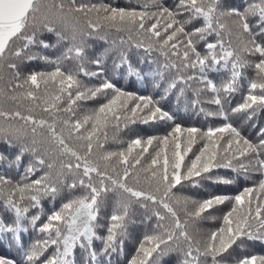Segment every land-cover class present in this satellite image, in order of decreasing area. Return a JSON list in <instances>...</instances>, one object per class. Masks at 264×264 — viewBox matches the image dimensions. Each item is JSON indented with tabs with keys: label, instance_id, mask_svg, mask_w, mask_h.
Masks as SVG:
<instances>
[{
	"label": "snow or ice",
	"instance_id": "obj_1",
	"mask_svg": "<svg viewBox=\"0 0 264 264\" xmlns=\"http://www.w3.org/2000/svg\"><path fill=\"white\" fill-rule=\"evenodd\" d=\"M66 6L67 11H65ZM86 8L85 5L76 6L75 0H0V65L8 58L9 53L16 58H20L25 49L36 43L37 33L41 29L49 32L54 31L53 23H60L67 29L72 14L84 12ZM93 10L97 13L101 11L106 13L103 16L105 21L114 24L119 20L121 24H126L129 31L136 28L139 21L138 30L149 33V39L155 37L159 40L163 34L164 39L160 41L162 48H167L172 55L179 57L181 61L180 65L174 62L165 65V67L177 69L178 73L177 78L169 85V89L175 88L177 81H190L196 78L191 75L187 77L179 75L182 70L192 69L197 71L200 81L206 85V90L215 94L209 102L220 106L217 112H208L206 115L220 116L224 119H227V115L223 111V101L220 93H234L237 90L238 81L242 77V69L249 66L248 61L242 59L236 49L232 47L231 42L227 46L225 45L222 36L226 26L220 22V19L224 16L237 17V28L247 34L250 38L249 43L252 45L251 48L246 45L244 50L253 54L258 53L260 59L254 64L259 82L255 80L249 82V94L246 96L244 103L233 109V112L252 109L254 106L264 107V39L257 42V37L264 38V0H250V2L245 0L242 11L240 8L221 11V0H177L174 9L161 6L158 12L151 15L147 12L126 11L125 9L108 8L106 6L97 7L93 5L91 8H87L88 12ZM185 14H187L185 19L179 18L185 16ZM146 19H155V22L146 28ZM196 19H202L203 26L194 28L192 31H186L185 26ZM250 19H254L255 23H251ZM161 20L165 21L162 27ZM88 27L95 30L99 25L89 21ZM85 34L82 30L78 31L74 25L71 26L70 37L57 33L60 39H70L71 43L61 57L48 61V63L56 65L55 70L47 73L33 72L25 78L23 84L16 83L15 85L16 88H24L25 85H29V88L22 95L24 98L33 101L37 99L34 90H39L42 83L45 86L49 85L50 82L52 85H58L57 91L46 96L44 100L46 106L43 111L51 117V122L46 119H36L31 115L33 111L31 108L28 109V115H24L18 110L9 113L0 108V117L5 119L11 117L14 120L24 122L19 128L12 126L9 130L12 134L17 135L19 139H25L29 128L31 131V146L22 145L20 153L15 158L16 162H19L25 152H31L35 158L34 163L30 162L25 169V174L21 177V180H27L30 175L37 171L35 165L46 166L49 170L39 179L31 181V183L17 182L14 185L5 204L7 210L13 214V219L9 223L0 221V236L11 233L13 239L19 241V233L27 231V228L23 225L24 221L35 228L37 222L41 219V215L39 213L29 215L30 209L40 207V201L45 196L51 195L54 198L57 192L60 191L57 184L66 186L70 191L77 187L85 190L82 195L74 196L63 202L59 210H54L47 216L46 222L39 227V232L47 234V237L43 241H36L24 249L22 257L24 264H38V261L52 246L55 247V251L51 257L44 261V264H74V259H70V257H73L74 250L77 247L88 252L90 259L94 262L97 255L92 247L94 240L103 241V252L105 254L109 250H116L117 245L122 250L123 238L127 234L129 203H117L113 213L108 218L109 224L105 237L98 236L96 232V228L99 227L97 220L102 204V195L115 189L122 190L123 193L129 194L131 198H136L137 201L142 199L150 201L154 205H160L173 221V223L166 226L161 223L165 220V216L156 211L157 223L155 229L162 231L154 230L152 234L144 235L137 248L136 256L133 257L130 264H152L154 254H163L166 250L171 251L169 245L173 243L177 247L181 243H186V250L182 252V259L179 264H225L224 257L231 255L230 250L242 238L264 239V203L256 204L253 210L251 194L254 189L252 188L244 189L235 197L218 195L204 200L199 203L194 213H187L190 216L200 217L215 205L234 199L233 207L222 217L221 226L210 233L203 241L202 247L201 242L194 241L186 230L187 222L182 223L176 210L166 202L171 196L172 189L181 184V181H192L195 186L194 177L203 178V174L210 173L214 168H232L233 159H239L251 153L258 156L260 150L264 149V139L260 141L259 145H254L245 139L231 123H225L222 127L214 129L209 128L203 133L194 127L183 129L177 125L166 136L150 137L146 142L140 139L133 140L129 144L127 155L123 152L119 154L107 153L101 157L104 161H110L113 156H120L119 163L124 165V168L122 174L117 173L115 177L109 175L107 171H101L99 166L89 159L93 150V135L106 128L111 120L118 121L120 119L118 113L121 109L127 110V99L133 97L131 94L116 88L114 84L107 80L97 88L84 87L77 78L79 73L88 76H95L99 73L87 72L82 63L77 65L76 71L71 69L62 70L64 60L82 61L84 55L82 37ZM213 34L216 36V41L208 42L207 37ZM199 41H204L206 50L204 54L197 51L196 45ZM40 43L45 48L49 47L43 41H40ZM142 44L141 41L137 46L140 47ZM163 54L167 55L168 53ZM28 58L33 59V57ZM94 63L99 64L100 61L96 60ZM119 66L116 65V67ZM8 67L16 69L17 66L15 63H9ZM210 72H227L228 76L220 85H217L215 81L209 78L208 73ZM129 74H132L131 68ZM19 78V72H15L14 79L19 80ZM2 79L3 77L0 76V80ZM9 86H11V81H9ZM169 89L165 91L167 92ZM257 89H259L260 94H254ZM73 90H75L74 94ZM106 90H112L115 95L108 103L101 105L92 114L85 116L83 122L77 120L73 123L71 119H61L56 115L61 110L72 112L77 101L95 98L97 95L105 93ZM204 90L201 89L200 91ZM45 91H48L47 87ZM4 94V90L0 89V96ZM65 95L67 96V107L61 109L59 105ZM121 98L126 99L121 100ZM134 98L143 102V108L140 104L131 108L133 117L137 115L138 111L143 112L147 109L149 112L147 119L155 120L157 117L161 120L172 119L160 107H150L154 103L150 97ZM9 99L18 100V97L10 96ZM147 119H145V122H147ZM89 122H92V132L87 136L80 135V129ZM58 125H62L59 131H57ZM38 129H45L46 135L43 132H38ZM3 131V129H0V132ZM65 132L68 139H72L75 134L77 140L88 141L85 155H81L69 146L65 139ZM185 132L188 134V141L182 148L181 134ZM225 133L231 139H228L226 146L221 151L220 142L223 140ZM198 134L206 142L200 148L199 154L191 160L190 165L186 166V171L181 172L185 157L191 151V145L195 143ZM169 137L172 139L169 140ZM154 140L158 141L162 148L152 157L148 167L142 169L147 173L145 180L155 185V193H149L130 187L127 180L130 175L129 168H136L141 163L144 154L149 152L148 146H151ZM241 142L246 147L241 148ZM233 143L237 145L235 149L232 147ZM145 144L147 146H144ZM170 144L174 147L171 160L167 151ZM134 147H139L141 151L134 158L135 162L130 163L129 157L132 156ZM45 156L49 157L51 162H46ZM53 156L55 158H52ZM64 156L74 158L75 163L60 159ZM161 156H163L162 166L160 163ZM57 162H59L58 169H56ZM256 163L260 169L264 170V160L257 159ZM240 167L245 168V165L241 164ZM65 169L75 177L70 184H67L64 180ZM53 170H56L55 175L52 174ZM112 171L116 172V168L113 167ZM93 173L99 178L98 183L93 181ZM135 180L137 184L140 183L138 174ZM106 181H110L111 189H109ZM224 182L229 183L230 181ZM10 183H12L10 180L0 175V184ZM260 190L264 191V181L260 184ZM160 193L162 195L158 199L157 194ZM23 201H28V203L22 206ZM142 207H147V205L142 204ZM245 207L247 211H245ZM0 264H15V262L0 258ZM235 264H264V257L259 259L256 256L243 257L236 259Z\"/></svg>",
	"mask_w": 264,
	"mask_h": 264
},
{
	"label": "trees",
	"instance_id": "obj_2",
	"mask_svg": "<svg viewBox=\"0 0 264 264\" xmlns=\"http://www.w3.org/2000/svg\"><path fill=\"white\" fill-rule=\"evenodd\" d=\"M245 0H221V11H227L231 8H240L243 10ZM250 2V0H249ZM177 0H75V5H85L91 8L93 5L97 7L106 6L108 8L125 9L126 11L147 12L151 15L158 12L161 6L174 9ZM87 8L84 12H76L72 14L69 27L66 29L60 23H53L54 31H47L41 29L37 33V41L35 44L25 49L20 58L8 54V58L0 65V89L4 90V95L0 96V108L6 112L20 111L24 115H28V109L31 108L33 115L36 119H46L51 122V117L48 113L43 111L46 106L44 100L46 96L54 94L57 91L58 85L45 86L43 83L39 90H34L37 96L35 101L23 97V93L29 88L25 85L24 88H16V83L23 84L25 78L33 73L51 72L55 70L56 65L48 63V61L56 60L62 56L67 47L70 46V39H60L57 33L64 36H71V26L74 25L78 31L82 30V39L84 42V55L82 61L75 59L64 60V68L62 70H77V65H83L84 69L89 73H99L95 76L84 75L79 73L77 78L81 81L82 85L87 88H97L107 80L115 85L121 91L131 94L132 99H127V110L121 109L118 115L120 119L111 120L106 128L99 130L93 135V150L92 155L89 157L96 163L101 171H107L109 175L115 177L117 173L122 174L124 165L119 163L120 156L115 155L110 161L101 159L107 153H125L129 144L136 139L144 142L150 137H163L172 132V130L179 125L181 128H197L201 133L206 132L209 128L222 127L225 123H231L237 128L241 135L254 145H259L260 141L264 139V107L254 106L252 109H245L243 111L233 112V109L238 108L244 103L246 96L249 94L248 84L250 81H257V73L254 64L259 61V54H253L245 51V46L251 48L249 37L243 33L242 30L236 26L237 17L224 16L220 22L225 24L226 28L222 32L225 45L231 42V45L238 54L248 61L249 66L242 69V77L238 81L237 90L231 94L220 93L223 104V111L227 115V119L220 116H208V112H217L220 106L210 103L209 101L214 97V93L206 90V85L199 79V73L192 69L182 70L179 75L187 77H196L190 81H177L175 88L169 89V85L177 78V69L165 67L167 64L176 63L181 64L180 58L171 54L167 48H162L161 42L164 35L159 40L153 37L149 39L150 34L145 33L143 30H138L137 27L131 31L128 30L126 24H121L117 20L114 24L105 21L103 16L106 15L103 11L97 13L95 10L88 12ZM65 11H67V6ZM185 16L179 17L185 19ZM91 21L93 24L99 25L95 30L88 27ZM155 19H146L145 27H150ZM251 23H255L254 19H250ZM165 23L161 20V27ZM203 20H193L191 24L185 26L186 31H192L194 28L202 27ZM119 29V30H118ZM264 38L257 37V42H261ZM208 42H215V34L207 37ZM40 41L48 44L49 47L42 46ZM123 41V42H122ZM143 42L142 46L137 45ZM197 51L201 54L205 53L204 41H199L196 45ZM182 51V49H181ZM167 52V55L163 53ZM28 57H33L29 59ZM46 58V59H45ZM99 60L100 63L96 64L94 61ZM123 61V62H122ZM9 63H15L16 69L8 67ZM116 65H120L116 67ZM131 68V73L129 74ZM19 72V80L14 79V73ZM210 79L216 82L217 85L225 80L228 76L227 72L208 73ZM11 81V86H9ZM47 87L48 91H45ZM166 89H169L167 92ZM183 89V91H181ZM205 89L204 91H200ZM75 90H73L74 94ZM254 94H260L259 89L255 90ZM115 95L112 90H106L105 93L97 95L95 98L77 101L73 106L72 112H64L63 110L56 113L61 119H71L73 123L80 120L83 122L85 116L92 114L101 105L108 103V101ZM10 96H17L18 100L9 99ZM134 97H150L154 102L150 107H160L164 112H167L172 119L161 120L158 117L155 120L147 119L149 112L145 109L143 112L138 111L135 117L131 114V108L137 104L143 108V102L136 100ZM126 98H121V100ZM195 102V103H194ZM119 103V102H118ZM61 109L67 107V96H64L63 101L60 103ZM203 109V111H202ZM127 117V118H126ZM147 119V122H145ZM23 121L14 120L11 117L5 119L0 117V175H3L12 183L0 184V221L9 223L13 219V214L5 207L7 197L11 193L14 185L17 182L31 183V181L39 179L45 172H48L46 166L41 167L35 165L37 171L30 175L27 180H21L25 174V169L29 166L30 162L34 163V157L31 152H25L22 159L16 162L15 158L20 153L21 146H31V131L29 128L28 135L25 139H19L17 135L12 134L9 130L12 126L19 128L23 125ZM62 125H58L57 131ZM38 132H43L46 135L45 129H38ZM92 132V122L84 125L80 129V135L87 136ZM66 142L70 147H73L81 155L87 152L86 140H77L75 134L72 139H68L65 132ZM219 136V134H217ZM172 138L169 137V140ZM228 139L231 137L227 133L224 134L223 140L220 142V150L226 146ZM188 141V134H181L182 148ZM11 142V143H9ZM206 141L201 139L200 135L196 136V141L191 145V151L185 157L184 163L181 167V172L186 171V166H189L191 160L195 155L199 154L200 148L203 147ZM144 146H147L146 144ZM149 147V152L144 154L141 163L136 168H129L130 175L127 183L130 187L139 191L155 193V185L150 184L145 180L147 173L142 171L147 168L151 163L152 157L155 156L157 151H160L162 145L158 141L153 142ZM233 149L237 147L235 143L232 145ZM241 148L246 147L241 142ZM141 149L134 147L132 156L129 157L130 163H134V158L139 155ZM169 159L171 160V153L174 147L170 144L168 149ZM40 154V153H38ZM238 155V153H237ZM52 158H55L53 156ZM46 162H51V159L45 156ZM60 159L65 162L71 161L75 163L74 158L69 156L61 157ZM257 159L264 160V149L260 150L259 155L251 153L247 156L240 157L239 159L232 160V168H214L210 173L203 174L202 177H194L195 186L192 181H181V184L176 185L171 192L170 198L166 200L177 212L182 223L185 221L186 230L193 237L194 241H200L201 247L203 241L210 235V233L221 226L222 217L225 213L231 210L234 205V199L227 200L223 204L215 205L213 208L204 212L200 217L188 215L187 213H194L200 202L210 199L212 197L221 195L235 197L246 188L254 189L251 194L253 200V210L256 204L264 203V191L260 190V184L264 181V170L260 169L256 163ZM161 166L163 165V156L160 160ZM245 165L241 168L240 165ZM116 168V172L112 168ZM59 168L57 162L56 169ZM53 170V175H55ZM65 171L64 180L67 184L72 183L75 177ZM82 171V169H81ZM171 171V170H170ZM139 175L140 183L137 184L135 177ZM93 181L98 183V177L95 173L92 174ZM224 181H230L225 183ZM109 189L112 188L110 181H106ZM60 191L57 192L55 197L48 195L41 199L40 207L30 209L29 215L39 213L41 215L40 221L37 222L33 228L27 221L23 222L27 231L19 233V241L14 240L11 233H6L0 236V258L9 259L15 264H24L23 251L36 241H43L46 239L47 234L39 232V227L47 220V216L54 210H59L61 204L71 199L74 196H79L84 193V189L77 187L74 190H69L66 186L57 184ZM162 193L157 194L159 199ZM18 197V194H17ZM102 204L99 210V216L96 228L97 235L105 237L107 235V227L109 224V217L113 213V209L117 203H129L128 221H127V234L123 238L124 243L122 250L117 245L116 250H109L107 254L103 252L104 243L102 240H94L92 243L97 255L93 262L88 252L77 247L74 250L73 257L74 264H130V261L136 256L137 248L140 241L145 234H152L157 223L155 212L159 211L161 215L165 216V220L161 223L166 226L173 223L171 217L166 211L158 204H152L150 201L139 200L129 197V194L123 193L120 189L110 190L102 195ZM28 201H23L22 206L27 204ZM146 204L147 207H142ZM122 210V209H121ZM245 211L247 208L245 207ZM162 231V230H156ZM22 245V246H21ZM242 245V247H241ZM171 251L166 250L163 254H154L152 264H179L182 259V252L186 250V243H181L179 247L175 243L169 245ZM55 247L52 246L48 249L45 255L38 261V264H44V261L51 257ZM231 255L224 257L225 264H235V260L243 257L256 256L258 259L264 257V239H247L242 238L238 241L237 245L233 246L230 250Z\"/></svg>",
	"mask_w": 264,
	"mask_h": 264
}]
</instances>
